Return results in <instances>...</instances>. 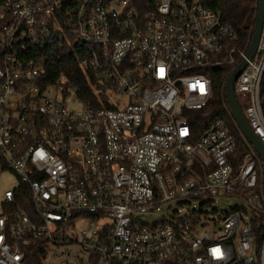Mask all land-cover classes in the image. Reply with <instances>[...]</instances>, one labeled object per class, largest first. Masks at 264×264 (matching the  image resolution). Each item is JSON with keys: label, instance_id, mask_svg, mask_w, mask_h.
<instances>
[{"label": "built area", "instance_id": "2783aa9c", "mask_svg": "<svg viewBox=\"0 0 264 264\" xmlns=\"http://www.w3.org/2000/svg\"><path fill=\"white\" fill-rule=\"evenodd\" d=\"M259 8L242 42L207 0L145 14L129 0H0V171L30 186L37 211L0 216V264H264V159L226 97L242 68L234 95L264 147ZM50 49L71 51L106 98L46 85Z\"/></svg>", "mask_w": 264, "mask_h": 264}, {"label": "trees", "instance_id": "16d2710c", "mask_svg": "<svg viewBox=\"0 0 264 264\" xmlns=\"http://www.w3.org/2000/svg\"><path fill=\"white\" fill-rule=\"evenodd\" d=\"M129 2L142 14L152 12L154 9V0H129ZM207 7L215 12L221 21L230 24L242 42L247 39L254 25L257 0H207ZM38 62L43 66V81L46 85L64 80L66 85L75 89L85 102L91 101L94 105H97L98 97L106 98L104 93L97 94L95 89L86 86V74L71 51L50 49L39 55ZM223 80V77H218L214 81L213 101L210 109L206 112L208 122L221 117V109L224 103ZM214 112L216 115H213ZM14 197V203L4 204V213L14 216L18 210L22 209L35 219L37 211L30 186L21 184L15 190Z\"/></svg>", "mask_w": 264, "mask_h": 264}, {"label": "water", "instance_id": "95a60500", "mask_svg": "<svg viewBox=\"0 0 264 264\" xmlns=\"http://www.w3.org/2000/svg\"><path fill=\"white\" fill-rule=\"evenodd\" d=\"M264 22V0H260V8L259 13L256 19V26L254 30V38L252 43V48L250 52V56L252 57L257 49V45L260 39L262 27ZM242 68L229 80V83L227 85V100L229 103V106L231 108V111L235 117V120L238 122V124L241 127L242 132L247 137V139L262 153L263 159H264V147L258 137L254 134L251 127L249 126L248 122L246 121L241 109L238 106V103L236 101V97L234 95L233 91V84L236 79L237 74L241 71Z\"/></svg>", "mask_w": 264, "mask_h": 264}, {"label": "rangeland", "instance_id": "374dc122", "mask_svg": "<svg viewBox=\"0 0 264 264\" xmlns=\"http://www.w3.org/2000/svg\"><path fill=\"white\" fill-rule=\"evenodd\" d=\"M21 183L20 176L17 175L12 170L0 171V216L4 214V204H5V193L7 191H13L19 187ZM238 201L235 199H226L220 203V208L228 210L231 206L237 204ZM87 224H80L79 229L86 227ZM74 264L75 260L69 257H61L54 264Z\"/></svg>", "mask_w": 264, "mask_h": 264}]
</instances>
